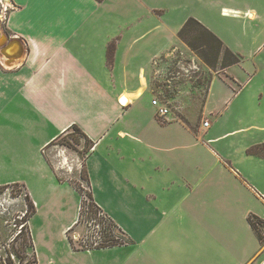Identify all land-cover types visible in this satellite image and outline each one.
<instances>
[{"label": "crops", "instance_id": "1", "mask_svg": "<svg viewBox=\"0 0 264 264\" xmlns=\"http://www.w3.org/2000/svg\"><path fill=\"white\" fill-rule=\"evenodd\" d=\"M0 1L9 6L0 57L10 48L13 63L0 59V185L23 184L34 203L61 207L68 195L75 198L69 215L57 208L28 219L37 264H264V243L248 222L249 214L264 219V155L247 153L264 143L251 127L264 125L237 126L230 132L239 144L222 152L213 125H203L205 111L220 114L209 104L215 77L230 115L236 123L247 120L241 95L250 79L230 73L239 62L212 72L203 119L191 129L168 113L158 115L151 102L154 64L170 49L142 27L139 9L120 3L113 18L97 12L103 0ZM136 1L156 15L152 5ZM197 1L207 7V0ZM225 1L207 3L213 11L220 4L222 17L264 25V5ZM189 15L177 19V31ZM193 15L221 39L212 14ZM72 124L93 142L82 161L89 191L123 231L124 244L79 249L67 239L79 194L72 180L58 177L44 148ZM70 168L63 161L59 171Z\"/></svg>", "mask_w": 264, "mask_h": 264}, {"label": "rangeland", "instance_id": "2", "mask_svg": "<svg viewBox=\"0 0 264 264\" xmlns=\"http://www.w3.org/2000/svg\"><path fill=\"white\" fill-rule=\"evenodd\" d=\"M142 1L147 5H152L157 10L156 15L152 16L144 12V9L137 8L136 0H103V3L97 8V12L109 14L110 17L113 16L115 18L119 14L118 6L120 3L124 7L134 8V10L139 9L141 11L142 27L150 28L149 32L156 37V41L164 44L166 49H170L158 57L157 62L154 64L150 80L152 98H156L162 104H165L168 107L170 116L178 118L177 116L183 115L192 125H199L203 119V115L200 113L202 99L210 75L215 70L204 64L196 53L177 37V29L174 26L177 19L184 13H189L188 17H195L193 14H196V12L204 13L206 16L212 14L209 19L210 25L218 31L217 33L223 42L240 56L239 65L233 66L230 73L243 82L248 78L250 79L248 87L241 95V98L247 99L246 108L244 109L248 113L247 120L242 123H236L227 110V100L224 101V94L218 89L220 88L218 84H223L222 80L218 77L213 79L217 87H215L211 95L209 104L213 109H220V114L213 116L205 111L204 117L213 125L211 129H213L215 135L219 136L217 138L219 141L215 142V146L222 152L238 145L239 137L235 132H230L237 126L247 124L264 125V121L259 120L261 116L264 117V35L257 37L250 35L251 32H264V25L259 24L257 26L251 24V22H244L242 19L222 17L219 15L220 4L218 5V10L213 11V8H210L207 3L208 0L206 1V8L201 7V3H198L197 0ZM213 1L229 4L225 0ZM236 2L235 4L230 1V5L236 7L244 6L248 3L252 6L258 4L263 7L264 5V0H237ZM202 8L205 12H203ZM247 113H243V117L247 116ZM251 132L264 135V129L251 127ZM74 136L78 137L79 143L73 140ZM67 141L72 144L71 147L64 144ZM84 143V138L72 128H69L44 148V153H46L52 166L58 168V177L72 180L74 188L78 191L80 201L81 197L86 198L83 192L88 193L89 189L87 181L83 178L84 168L80 159L83 154L78 152L82 151ZM63 161L69 163L71 167L67 174L64 171H59L63 166ZM67 197L60 202L61 207L57 206L56 201L39 200V203H35L38 214L36 216L47 214L51 210L55 211L57 208L65 211L66 215L71 214L70 211L72 212L75 206V198L69 195ZM86 200L88 199L86 198ZM26 203L25 190L22 187L17 185L7 186L0 192V262L4 263L6 250L12 248L11 244L14 247L19 244L21 238L18 241H12L16 231L20 228H25V233L28 232V224L22 218ZM83 220L82 218L70 231L74 240H76L75 236L77 234L84 231ZM23 224L24 226L22 227ZM33 224L36 225V218ZM258 230L261 241L264 243V224L260 223ZM10 258L14 261V264H32L33 255L32 251L27 249L25 258L21 263H19L16 256H11Z\"/></svg>", "mask_w": 264, "mask_h": 264}, {"label": "trees", "instance_id": "3", "mask_svg": "<svg viewBox=\"0 0 264 264\" xmlns=\"http://www.w3.org/2000/svg\"><path fill=\"white\" fill-rule=\"evenodd\" d=\"M177 37L192 51L196 53V55L201 59V61L206 64L211 69L217 71L222 70L226 68L227 66L236 64L240 62V56L232 51L215 33H213L210 29H208L205 25H203L201 22H199L195 17H188L182 26L177 31ZM113 55V43H110L107 49V58L108 60H111ZM211 78V75H210ZM210 82V79L207 83L205 93L202 99V103L204 100V97L207 92L208 84ZM202 108V104H201ZM200 108V113H201ZM178 119H180L184 124H186L191 129H196L198 126L192 125L187 118H185L183 115L177 116ZM69 128H72L76 133H78L80 136L84 138V146L82 148V151H78L79 153L83 154L82 158H80L83 161V158L87 154V152L90 150V148L93 145V142L88 138V136L81 130V128L75 124H72ZM68 128V129H69ZM67 129V130H68ZM59 136V135H58ZM57 136V137H58ZM73 140L76 143H79L78 137L73 138ZM64 144L68 147H71L72 144L70 142H64ZM247 153L250 154H258V155H264V143L257 144L249 147L247 149ZM82 166L84 168V164L82 162ZM83 177V176H82ZM87 183L88 178L86 175V170L84 168V177H83ZM17 185L18 187H22L25 190V199L27 201L26 203V209L23 213V219L25 222H28V219L30 216L36 211V206L33 200L31 199L29 193L25 189L23 184L19 183H13L9 185H0V192L2 189L6 188L7 186H14ZM80 191L81 188L79 187ZM82 195V193L80 192ZM84 197H81L79 211H78V219L75 222V224L67 230V238L72 245L73 248H76L74 241L71 237L70 231L71 229L79 222L84 219V217H91L97 219L102 226V233H103V243L100 246L97 247H106V246H112V245H119L124 244L127 242V238L119 239L114 235V231L118 230L120 233H123V231L117 226V224L113 221V219L108 216L93 200L92 194L88 189V193H84ZM99 212H102V216H98ZM248 222L250 223L251 227L255 231L258 238L261 240L258 226L259 224H264V219L260 218L259 216L255 214H249L248 216ZM24 224L22 225V227ZM25 228H20L18 231H16L13 240L12 241H18L20 238V242L17 245V247H14L13 244H11V249L6 250V258L3 262H0V264H14V261L10 258L11 256H16L19 263H21L25 258V253L27 249H30L32 251V264H37V258L36 253L34 249V244L32 241V237L30 234L29 227L27 226V231L25 233ZM28 235V236H27Z\"/></svg>", "mask_w": 264, "mask_h": 264}, {"label": "built area", "instance_id": "4", "mask_svg": "<svg viewBox=\"0 0 264 264\" xmlns=\"http://www.w3.org/2000/svg\"><path fill=\"white\" fill-rule=\"evenodd\" d=\"M8 9L9 6L3 4L2 1H0L1 20L5 17ZM151 102L153 105H155L158 115L164 116L165 114L168 113V107L165 104H162L158 99L153 98ZM208 124H209L208 120L203 121L204 126H207ZM102 215H103L102 212H99L98 216L100 217ZM83 224H84V231L80 234H77V236H75V239L77 241L74 240L73 237L71 236L76 248L79 249L100 248L97 246H100L103 243V233H102L101 223L95 218L84 217ZM113 233L119 239L125 238L124 233H120L118 230H115Z\"/></svg>", "mask_w": 264, "mask_h": 264}, {"label": "bare ground", "instance_id": "5", "mask_svg": "<svg viewBox=\"0 0 264 264\" xmlns=\"http://www.w3.org/2000/svg\"><path fill=\"white\" fill-rule=\"evenodd\" d=\"M2 37H3V33H1V35H0V39H3ZM1 44H2V43H0V45H1ZM9 49H10V48L5 49V50H3V52L7 54ZM6 54H2V56L0 57V59L2 60V62H3L4 64H6L7 66H9V65H11V64H13V63H12L11 59L8 58V56H6ZM16 55H19V53H16ZM12 60H13V59H12ZM13 61H14V60H13ZM119 100H120V102H121L122 104H127V103L129 102V97L126 96V95H123V96L120 97Z\"/></svg>", "mask_w": 264, "mask_h": 264}, {"label": "water", "instance_id": "6", "mask_svg": "<svg viewBox=\"0 0 264 264\" xmlns=\"http://www.w3.org/2000/svg\"><path fill=\"white\" fill-rule=\"evenodd\" d=\"M2 33V20L0 19V35ZM3 47L2 44L0 45V48ZM21 55H16L15 58H19Z\"/></svg>", "mask_w": 264, "mask_h": 264}]
</instances>
